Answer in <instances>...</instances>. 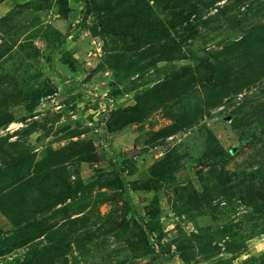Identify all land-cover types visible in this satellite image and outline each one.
Returning <instances> with one entry per match:
<instances>
[{"label":"rangeland","instance_id":"1","mask_svg":"<svg viewBox=\"0 0 264 264\" xmlns=\"http://www.w3.org/2000/svg\"><path fill=\"white\" fill-rule=\"evenodd\" d=\"M263 31L264 0H0V264H264Z\"/></svg>","mask_w":264,"mask_h":264},{"label":"trees","instance_id":"2","mask_svg":"<svg viewBox=\"0 0 264 264\" xmlns=\"http://www.w3.org/2000/svg\"><path fill=\"white\" fill-rule=\"evenodd\" d=\"M262 36H263V38H262V40H264V31H263V34H262ZM190 123L191 122H185V123H183V125L181 124V125H179V127H181L180 129H182V128H184L186 125H190ZM231 157V154L230 153H228V152H226V154H224L223 156H221L220 158H218V159H213V162H217V161H219V159H221V160H227L228 158H230ZM37 165V164H36ZM39 169V168H38ZM38 169L37 170H35L36 172H38ZM16 177H19L18 176V174L16 175Z\"/></svg>","mask_w":264,"mask_h":264}]
</instances>
